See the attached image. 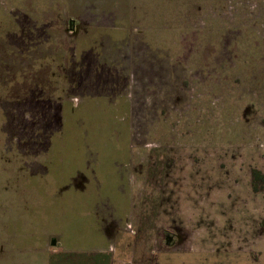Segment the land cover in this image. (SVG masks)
Returning <instances> with one entry per match:
<instances>
[{"label": "rangeland", "instance_id": "1", "mask_svg": "<svg viewBox=\"0 0 264 264\" xmlns=\"http://www.w3.org/2000/svg\"><path fill=\"white\" fill-rule=\"evenodd\" d=\"M104 166L127 197L114 215ZM254 171L264 177V0H0V264L88 259L44 262L33 250L50 239L25 240L90 250V208L65 212L82 201L77 173L101 185L107 262L264 264ZM47 216L66 218L47 228ZM167 233L181 236L174 250Z\"/></svg>", "mask_w": 264, "mask_h": 264}, {"label": "crops", "instance_id": "2", "mask_svg": "<svg viewBox=\"0 0 264 264\" xmlns=\"http://www.w3.org/2000/svg\"><path fill=\"white\" fill-rule=\"evenodd\" d=\"M70 167H77L76 170L72 174V176H74V174L77 172L78 168H80V167L83 168V164H82V162L81 163L79 162V164L77 162H71L70 163ZM72 176L68 179V181L72 178ZM68 181L66 182L67 184L69 183ZM116 184H117V182L116 183L114 182V184L108 189L109 192H113V191L115 192L116 191V192H120V193L124 194L125 189L121 188V186H123V184H121V185L118 184L117 187H115ZM96 187H97V185H94V187H92V183H91V181H89L87 183V185H86V190L87 191L84 190L86 192H83L81 195H78V197L81 196L82 199L83 198L86 199L84 201V203H83V201H73L71 203L72 206H69L67 209L60 208V209H65L66 214H67V212L69 213V211H71L72 214H74L75 211L76 212L78 210L81 211V207L82 206L90 208V211L92 210V213H90V211H89L88 214H84V215L91 217V220H90L91 223H92V221H94L95 230L94 231H89L84 236V239L86 241H88L89 244H92L93 246L90 248L89 251H82V250H79V249H76V250H74V249H64L65 247L60 246V244H59L58 247L55 246V243H53V242H55V238L54 237H49L51 235V233L48 234V235H46L44 233H41L37 237H35V236L32 237V239H36L37 241L39 240V241L44 242L48 238V239H50L49 240L50 241L49 245H50V247H52V248L43 249V250H38V248L36 250H33V251L37 252L36 253L37 255L42 257V261H44V262L51 261V258H53L55 256H61V255L63 257L62 259L68 261L69 258H67V257L75 255L76 258H77L78 255L74 254V253H79V254H87V255H89L88 259H85L83 262H78L75 259L73 264H108V262H107L108 258L106 256H107V253H108L107 248H108L109 243H110V242H108L109 241V239H108V233L109 232L107 230L103 231V229L99 228V226H98V223H99L98 222V217L95 216V213H94V209H95L96 205H99V202L95 201V198H94V196L92 195L91 192L93 190H95ZM98 188H101V187H98ZM113 204H114L113 202H108V205H113ZM69 209H71V210H69ZM111 209L113 210V211H111L113 215L115 213H117L116 208H115V204L111 207ZM79 214H81V212ZM62 215H64V213H62ZM64 217L66 218V216H62V217L61 216H57V217H53V218H49L47 216V219L44 222L45 226H47V228H49V227H52V226H54L55 224L58 223V226L61 227L63 225V218ZM60 234H62V232H60ZM98 238H100V240ZM72 252H74V253H72ZM10 253H13V252L11 251ZM4 254L10 255L9 253L4 252V250L0 248V257L2 255H4ZM29 259H30V262L31 261H39L40 257H35L34 256V257L29 258Z\"/></svg>", "mask_w": 264, "mask_h": 264}, {"label": "flooded vegetation", "instance_id": "3", "mask_svg": "<svg viewBox=\"0 0 264 264\" xmlns=\"http://www.w3.org/2000/svg\"><path fill=\"white\" fill-rule=\"evenodd\" d=\"M72 22H73V19H70L69 20V24H68L69 27L72 25ZM109 148L111 149V152H112V150L116 149V148L112 149V146H109ZM81 162L82 161H80V163ZM104 168H105V166L103 168H100V169H101V172L103 174V180L106 181L104 188L107 189V190H105L107 195H108L107 201L108 202H113V200H114L115 203L114 202L113 203L115 204V208L120 209V210L121 209L125 210V208L127 206V197L123 193H120V192H116V191L115 192L114 191L113 192H109L108 189L114 184L115 181L108 174L109 173L108 171H104ZM92 174H94L93 171H92ZM92 174H87V176H86L83 173H77L74 178H71L72 179L71 181H74L75 190H78V192L83 193L85 188H86V185H87V183L89 181L92 180L93 182H95V177L93 178ZM76 180H79V184H75ZM95 184L98 185L97 187H101V185H99V183L97 184L95 182ZM65 186L69 187V185H65ZM69 188H71V187H69ZM76 195H79V194L76 193ZM85 200H86L85 198L82 199L83 203H84ZM75 201H79L78 198ZM109 234L110 233H108V239L110 238ZM180 238H181V236L179 234H175V233H167V234H165L164 235L165 249H171V250L176 249L175 248V247H177L176 243L178 242V239H180ZM98 239L100 240V238H98ZM108 264H113V258L108 261Z\"/></svg>", "mask_w": 264, "mask_h": 264}, {"label": "trees", "instance_id": "4", "mask_svg": "<svg viewBox=\"0 0 264 264\" xmlns=\"http://www.w3.org/2000/svg\"><path fill=\"white\" fill-rule=\"evenodd\" d=\"M94 120H100V119H92L91 121H93V122H96V121H94ZM97 125V124H96ZM69 144L66 146V150L67 151H69V152H73V153H75L76 151H80V150H78V147H80L81 148V144H80V135L79 134H75V137H74V140L72 141V142H68ZM78 154H72V155H69V156H67L66 158H71V160H72V162H77L78 164H79V162L80 161H82V158L81 157H78L77 156ZM66 167H67V169L69 168V166L68 165H66ZM70 168H72V167H70ZM74 168H77V167H74ZM253 175H254V182L256 183V182H261V180H263V178L264 177H262V175H260V173L259 172H257V171H254V173H253ZM69 210H71V209H69ZM69 213H71V211H69ZM34 218V217H33ZM32 218V219H33ZM35 222H33V224H34ZM44 226H45V223L43 224ZM16 232V231H15ZM25 240L27 241V242H31V241H33V240H35V242L37 241L36 239H27V238H25Z\"/></svg>", "mask_w": 264, "mask_h": 264}, {"label": "built area", "instance_id": "5", "mask_svg": "<svg viewBox=\"0 0 264 264\" xmlns=\"http://www.w3.org/2000/svg\"><path fill=\"white\" fill-rule=\"evenodd\" d=\"M118 264H131L129 262H121V263H118Z\"/></svg>", "mask_w": 264, "mask_h": 264}]
</instances>
